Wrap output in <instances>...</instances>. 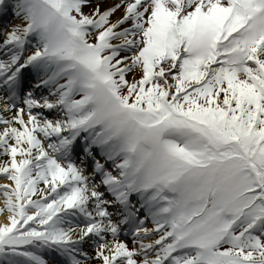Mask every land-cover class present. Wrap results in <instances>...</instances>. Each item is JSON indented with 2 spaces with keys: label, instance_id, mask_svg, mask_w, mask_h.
<instances>
[{
  "label": "snow or ice",
  "instance_id": "obj_1",
  "mask_svg": "<svg viewBox=\"0 0 264 264\" xmlns=\"http://www.w3.org/2000/svg\"><path fill=\"white\" fill-rule=\"evenodd\" d=\"M0 181V264H264V0H0Z\"/></svg>",
  "mask_w": 264,
  "mask_h": 264
},
{
  "label": "bare ground",
  "instance_id": "obj_2",
  "mask_svg": "<svg viewBox=\"0 0 264 264\" xmlns=\"http://www.w3.org/2000/svg\"><path fill=\"white\" fill-rule=\"evenodd\" d=\"M2 182H4V181H0V183H2Z\"/></svg>",
  "mask_w": 264,
  "mask_h": 264
},
{
  "label": "rangeland",
  "instance_id": "obj_3",
  "mask_svg": "<svg viewBox=\"0 0 264 264\" xmlns=\"http://www.w3.org/2000/svg\"><path fill=\"white\" fill-rule=\"evenodd\" d=\"M85 11H87V9H85Z\"/></svg>",
  "mask_w": 264,
  "mask_h": 264
}]
</instances>
